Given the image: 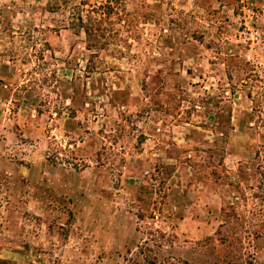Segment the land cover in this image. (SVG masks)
Wrapping results in <instances>:
<instances>
[{"label":"rangeland","instance_id":"obj_1","mask_svg":"<svg viewBox=\"0 0 264 264\" xmlns=\"http://www.w3.org/2000/svg\"><path fill=\"white\" fill-rule=\"evenodd\" d=\"M79 2L0 0V264H263L264 0Z\"/></svg>","mask_w":264,"mask_h":264},{"label":"trees","instance_id":"obj_2","mask_svg":"<svg viewBox=\"0 0 264 264\" xmlns=\"http://www.w3.org/2000/svg\"><path fill=\"white\" fill-rule=\"evenodd\" d=\"M98 1V0H97ZM124 0H101L98 4L90 5V3L79 2L75 5L72 23L82 28L86 36V42L88 49H103L108 42H101V39L106 38V34L109 31L114 30L115 20L113 15H116L115 19H122V14L117 9ZM90 6L91 8H85ZM129 20H125L127 25ZM256 235L255 237H259ZM237 251V250H236ZM252 254V253H251ZM238 254L233 256L236 257ZM239 256V255H238ZM252 258L253 256L249 254ZM144 258V257H143ZM145 259V258H144ZM146 264H156L155 260L147 261ZM163 264V263H160ZM174 264H195L187 261L179 260L178 263ZM228 264H232L228 262ZM246 264H255L251 261H246ZM264 264V263H263Z\"/></svg>","mask_w":264,"mask_h":264}]
</instances>
